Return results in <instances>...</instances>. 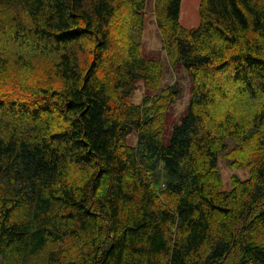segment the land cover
<instances>
[{
  "label": "trees",
  "instance_id": "obj_1",
  "mask_svg": "<svg viewBox=\"0 0 264 264\" xmlns=\"http://www.w3.org/2000/svg\"><path fill=\"white\" fill-rule=\"evenodd\" d=\"M146 5L0 0L4 34L57 57L34 90L0 88L1 264H264V0H201L192 27L182 0H157L163 50L192 81L169 138L181 87L133 38ZM229 140L249 175L227 190Z\"/></svg>",
  "mask_w": 264,
  "mask_h": 264
},
{
  "label": "rangeland",
  "instance_id": "obj_2",
  "mask_svg": "<svg viewBox=\"0 0 264 264\" xmlns=\"http://www.w3.org/2000/svg\"><path fill=\"white\" fill-rule=\"evenodd\" d=\"M200 2L201 0H182L181 20L184 25L192 27L198 24ZM158 10L157 0H147L143 33L141 36L134 34L133 38L141 45L144 57L162 59L164 61L165 78L162 82V88H168L175 83H178L181 87V94L166 115L164 136L169 138L172 129L185 114L190 98L192 81L189 73L181 64L176 66L170 64L166 52L163 50L157 17ZM9 31H11L10 27L3 22L0 25V37H3L4 44L0 54L5 61L2 64L4 68L0 67V88L5 91L34 90V87L30 86L49 76L50 69L57 57L51 52L35 53L30 46L14 42L11 36L4 34ZM28 59L32 64L29 67L24 66L26 65L25 62L29 61ZM148 94H152V92L145 87L143 81H138L132 102L142 104L144 97ZM128 142L132 145L136 144L137 132H133L129 136ZM228 144L230 147L229 151L221 156L219 160L223 188L227 190L231 188L234 176L246 178L249 175L247 169L236 166V157L246 156V154L240 152L242 148L231 140L228 141ZM1 263L2 259L0 258Z\"/></svg>",
  "mask_w": 264,
  "mask_h": 264
}]
</instances>
